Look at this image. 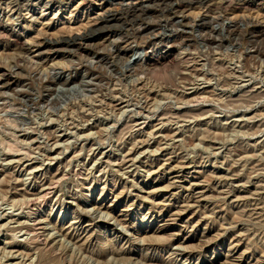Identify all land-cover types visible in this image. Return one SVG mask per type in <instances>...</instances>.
Instances as JSON below:
<instances>
[{
  "label": "rangeland",
  "instance_id": "374dc122",
  "mask_svg": "<svg viewBox=\"0 0 264 264\" xmlns=\"http://www.w3.org/2000/svg\"><path fill=\"white\" fill-rule=\"evenodd\" d=\"M263 31L264 0H0V264H264Z\"/></svg>",
  "mask_w": 264,
  "mask_h": 264
},
{
  "label": "bare ground",
  "instance_id": "6f19581e",
  "mask_svg": "<svg viewBox=\"0 0 264 264\" xmlns=\"http://www.w3.org/2000/svg\"><path fill=\"white\" fill-rule=\"evenodd\" d=\"M172 1V0H171ZM168 3V2H167ZM165 4V3H164ZM163 5V4H162ZM130 8V7H129ZM206 17V16H205ZM213 18V17H212ZM207 19V18H206ZM103 20V19H102ZM105 20V19H104ZM106 21V20H105ZM101 21L100 22H96L93 26H91L89 29H87V33H84L83 35H82V37H84V36H87V35H91V34H93L95 31H98L99 29H100V26H101ZM103 25V24H102ZM222 25V24H221ZM224 26H225V24H224ZM228 26V25H227ZM213 28V27H212ZM225 28V27H224ZM230 29V28H229ZM232 30H234V29H232ZM231 32H233V31H231ZM261 32V31H260ZM264 32V31H263ZM262 32V33H263ZM235 33V32H234ZM79 38V35L77 34V35H73L71 38H69V39H71V40H76V39H78ZM67 39V38H66ZM222 41V40H221ZM60 42V41H59ZM72 42V41H71ZM138 49V48H137ZM139 52H136L134 55H138L139 57H141V56H143V57H145V55H146V52H145V49L142 47V48H139V50H138ZM137 58V59H135L133 62L134 63H138L139 61H141L142 59H140V58ZM61 74H63V72H61V71H58V72H56V76H59V75H61ZM83 137V136H82ZM40 169V168H39ZM101 211V210H100ZM71 233V232H70ZM73 234V233H72ZM45 262H43V260H42V258H41V260H40V263L39 264H44Z\"/></svg>",
  "mask_w": 264,
  "mask_h": 264
}]
</instances>
